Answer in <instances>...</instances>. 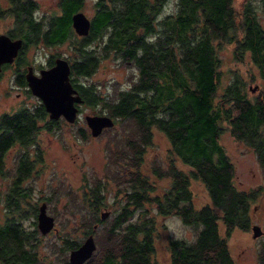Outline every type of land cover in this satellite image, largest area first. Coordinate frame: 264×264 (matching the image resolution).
Segmentation results:
<instances>
[{"label": "trees", "instance_id": "16d2710c", "mask_svg": "<svg viewBox=\"0 0 264 264\" xmlns=\"http://www.w3.org/2000/svg\"><path fill=\"white\" fill-rule=\"evenodd\" d=\"M171 1L175 10L163 14V6ZM83 3L59 0L60 11L43 15L41 27L34 19L39 10L35 0H8L13 21L9 36L22 38L24 48L39 41L46 47L69 42L68 55L61 58L70 66V80L82 104L99 107V113L119 128L109 136L108 159L115 166L112 170L107 166L105 172L117 180L115 197L124 196L122 202L115 201L119 207L114 216L98 229L105 198L101 182L85 185L71 197L79 207L72 214L84 219L76 221L85 229L80 239L94 234L95 250L84 264H157L153 260L157 218L172 215L193 228L196 236L189 243L169 240L170 264H235L226 237L236 229L249 230L250 206L258 197L264 199V186L249 191L235 186L233 165L219 140L229 130L235 140L249 146L264 178V90L248 98L246 83L235 74L219 92L218 50L231 44L239 60L246 53L264 83V25L253 1L236 11L234 0H96L89 33L79 37L71 19ZM261 7L264 10V0ZM93 40L96 44H91ZM110 55L126 69L125 84H113L104 93L88 79ZM48 64L53 65V58ZM18 81L26 85L23 79ZM61 123L62 119L47 117L42 103L34 110L25 107L0 116V173L6 150L20 147L18 173L9 175V207L0 221V264L46 263L36 223L30 228L23 224L38 212L24 181L42 160L36 153L30 162L26 149ZM157 132L167 140L169 155L164 162L154 159L146 171V150ZM76 133L82 140L89 137L85 128ZM177 164L185 165V172ZM154 180L169 184L159 193ZM191 180L202 183L209 203L194 206ZM22 203L27 208L20 207ZM69 234L47 245V250L61 249L63 264H68L67 253L81 244ZM258 257L264 264V241Z\"/></svg>", "mask_w": 264, "mask_h": 264}, {"label": "rangeland", "instance_id": "374dc122", "mask_svg": "<svg viewBox=\"0 0 264 264\" xmlns=\"http://www.w3.org/2000/svg\"><path fill=\"white\" fill-rule=\"evenodd\" d=\"M6 0H0V7L5 6ZM39 4V10L35 13L36 17H48L53 13H58L59 0H35ZM96 0H84L82 12L90 19L94 13V6ZM248 1H253L256 9V15L259 22L264 25V10L260 8V3L263 0H234V7L236 11H240L242 4ZM175 10L173 2L167 3L163 6V14L172 13ZM238 14L236 15V19ZM240 20V17H239ZM239 24V23H238ZM67 44H70L69 42ZM46 47L41 41L37 42L36 46L24 48V58L29 63L31 59L35 61L36 67L47 68L48 61L57 57H66L69 49L68 45ZM91 44H96L92 41ZM59 54L60 56H57ZM219 62V86L218 91H222L227 83L235 74H240V77L246 83V95L248 98L260 95L264 90V83L259 77L257 68L251 63L249 56L245 53L242 59H236L233 54V46L231 44L221 46L218 50ZM31 58V59H30ZM29 59V60H28ZM119 60L114 59L113 56L106 57L100 61L96 72L88 79L89 82L98 84L102 92H106L113 84H125L126 69L119 66ZM125 64V63H124ZM81 82L87 81L79 77ZM78 80V81H79ZM20 94L19 97H16ZM37 98L30 94H25L23 89H19L14 85L12 78H4L0 81V112L14 107L18 104L22 105H37ZM80 113L74 123H68L63 119V123L55 131L41 133L37 137L41 148L43 149V160L38 170L42 171L40 174H34L29 180L25 181V185L30 187V202H36L37 207L40 206L41 200L47 203V213L54 217L56 231L52 230L49 233L42 234L37 228L38 236H41L43 243L40 246L42 250L40 253L45 264H63V256L60 250L56 247L55 251L47 250V245L59 242V236H63L70 232V236L77 238L81 243L86 238L82 236L81 231H85L80 222L84 221L76 212L75 216L72 214L79 208L71 200L75 194L79 195L81 190L88 184L101 182L105 185V192H103L104 207L102 211L108 212V215L99 225L98 229L104 227L114 216V211H117L119 205L115 201L124 200V196L118 195L115 197L117 190V180L112 178L111 174H105L107 166L109 169L115 166L110 163L108 147L109 136L113 135V131H118L119 128L113 125L115 129L101 133L97 137H92L85 122L86 115H102L99 107H89L85 104H80ZM111 127V128H113ZM79 128L88 130V138L82 140L77 135L76 131ZM108 128V129H111ZM107 130V129H104ZM154 143L148 147L145 154V170L150 167L153 160L163 161L168 154V142L161 136L160 133H155ZM221 146L224 148L230 162L234 168V184L239 190L249 191L256 189L259 186H264V178L260 165L257 162L255 153L249 146L241 141L235 140L230 135L229 130L221 133ZM16 151L10 150L6 154V163L9 171H12L15 164ZM147 164V165H146ZM149 165V166H148ZM179 169L185 172L186 166L177 164ZM9 179L10 176L5 177ZM157 191L161 193L167 188L169 182L167 180H154ZM7 181L0 180V198L2 205L4 202L3 196L7 191ZM86 185V186H85ZM190 190L192 193V200L195 207H200L203 204L209 203L206 190L202 183L196 180H191ZM70 195V197H68ZM47 199V200H45ZM0 204V211L3 207ZM23 208L27 205L22 203ZM2 212V211H1ZM83 212H86L83 210ZM2 216V213H0ZM135 219V217H134ZM251 225L248 231L233 230L230 236L226 237V242L230 255L235 264H259V250L261 243L264 241V199L258 197L250 206ZM36 218H29L23 221L26 228H30L32 222L36 223ZM75 221V223H74ZM158 233L155 245V252L153 260L157 264H170V252L168 250L169 240L178 239L186 242H191L195 239L196 233L193 228L185 226L180 218L177 216H159ZM257 225L262 232L260 236L252 237V226ZM220 233L223 234V226L220 223ZM94 236V234H93ZM53 252H57L54 253ZM69 253H67L68 258ZM89 260V259H88ZM86 260L85 262H87ZM84 262V263H85ZM83 263V264H84Z\"/></svg>", "mask_w": 264, "mask_h": 264}, {"label": "water", "instance_id": "95a60500", "mask_svg": "<svg viewBox=\"0 0 264 264\" xmlns=\"http://www.w3.org/2000/svg\"><path fill=\"white\" fill-rule=\"evenodd\" d=\"M72 29L79 37L87 36L91 21L81 11L72 15ZM22 47V40H12L10 37L0 34V64L11 63ZM30 92L36 96L44 106L50 120H58L62 117L68 123H74L78 116V106L83 103L82 98L70 82V66L61 57L53 61V65L41 69L39 75H34L29 67L25 74ZM86 125L92 137L99 136L104 129L113 127L114 121L107 115H86ZM46 203L38 207L36 215L37 228L42 234H46L53 228L54 218L47 214ZM108 212L100 213V219H104ZM252 237L261 235L259 226H252ZM95 250L93 235L90 233L84 241L68 255V264H83Z\"/></svg>", "mask_w": 264, "mask_h": 264}, {"label": "flooded vegetation", "instance_id": "af4514ba", "mask_svg": "<svg viewBox=\"0 0 264 264\" xmlns=\"http://www.w3.org/2000/svg\"><path fill=\"white\" fill-rule=\"evenodd\" d=\"M8 7H9L8 6V0H6L5 1V6H2L0 8V34H3V35H6V36L10 37L9 36V33H10L12 27H13V21L10 18V10H9ZM58 8H59V11H60L59 1H58ZM82 9H83V7H82ZM82 9L80 10L81 12H82ZM34 19L37 20L36 22L40 26L42 25V19H41V17H36L34 15ZM32 21H34V20L32 19ZM11 39L12 40H15V39H20V38H11ZM23 43H24V41H22V44ZM31 46H36V45L30 43V44H27L26 47H28V49H30ZM22 48L18 51L17 56L13 59V61L11 63H3V64H0V81L3 80L6 77L7 78H10L11 77L12 80H13V82H14V85L16 87H18L19 89H23L25 91V94H30L33 97L37 98L36 96H34L30 92V90L28 88V85H27V82H26L25 74H26L28 68L30 67L32 69V73L34 75H39V71L41 70V67H36L35 61H33L31 58H30L31 61H29V63H26V59L24 58V56L26 55V53L24 54V47H22ZM23 54H24V56H22ZM18 57L22 58V60L20 62L18 60ZM46 66H47V68H49L51 65L48 64ZM42 69H46V68H42ZM70 78H71V76H70ZM22 79L26 82V85H23V84H20L19 83L18 80H22ZM70 82H71V80H70ZM71 84H72V82H71ZM19 96H20V94H17L16 95V97H19ZM37 102H38L37 105L34 104V105H31V106H28V105L18 104V105L14 106V107H10L9 109L0 112V116L2 114H12V113H15V112H17L20 109H23L25 107L29 108L30 110H34L38 106V104L41 103V101L38 98H37ZM78 111H79V107H78ZM46 114H47V117H48V113L47 112H46ZM60 119L63 120L62 117H60L58 120H60ZM58 120H55V121H58ZM13 149L16 151L15 158H14L15 159V164L13 165L14 167H13L12 171H9V168H7V163H6V154L10 150H13ZM19 150H20L19 145L15 144L14 146L9 147L6 150V152H5V156H4V167H3V170H1L2 172L0 173L2 175V176H0V180L7 181L8 184H7V191L4 194V196H3V199H4L3 205H2L1 198H0V204L3 207V210H1L3 212L0 211V213H2V216H0V221H4V209H6V208L9 207L8 206V202H7V197H8L9 192H10V189H9L10 181H9V179H7L5 177H9L10 173H14V174H17L18 173L17 172V162H18V157H19ZM26 150L29 151L28 154H29V161L30 162H33L34 161V156H35L36 153H41L42 160H43V149L41 148L39 142H38V144L36 146L35 145H31ZM39 165H41V162L39 164H36L35 166L32 167L31 175H33V173H35L34 175H36V174H40L42 172V171H38V166ZM24 183H25V181H24ZM41 201H42L41 204L42 203H46L45 201H43V199ZM20 207H21V205H20ZM46 207H47V203H46ZM46 211H47V208H46ZM36 225H37V220H36ZM52 230H55L56 231L55 219L53 221V228L49 232H51ZM49 232H47V233H49Z\"/></svg>", "mask_w": 264, "mask_h": 264}]
</instances>
